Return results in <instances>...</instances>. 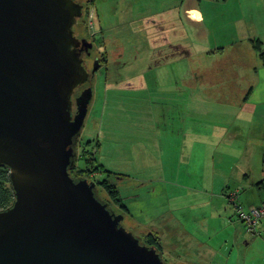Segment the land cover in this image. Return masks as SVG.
Segmentation results:
<instances>
[{"label":"rangeland","instance_id":"obj_1","mask_svg":"<svg viewBox=\"0 0 264 264\" xmlns=\"http://www.w3.org/2000/svg\"><path fill=\"white\" fill-rule=\"evenodd\" d=\"M181 1L183 0H176V15L172 10L170 14L160 18L156 13L168 7L169 3H174L172 0H93L91 6L94 7L95 13L92 10L88 17L91 27L97 28L91 55L105 51L106 62L104 63L107 67L105 68L102 63L91 77L92 97L77 138L78 147L76 148L81 151V144H85L87 149L94 153L97 163L111 172L110 181L122 190L123 195H127L124 191L134 193V190H137L141 197L136 202L131 199L129 203L135 207H143L144 215L137 213L135 219L140 223H146L147 218H154L156 222L152 225L153 227L162 226L163 220L160 213L164 211L187 218L204 213L207 216V221L204 223L211 226L217 223L216 219L209 217L211 209L217 207L220 201L218 195H222V192H218L222 186L219 182L221 178L217 173L221 169H215L214 175L211 160L203 162L187 160L182 152L189 147V140L183 148H178V143L174 148L172 147L173 139L164 138L171 133V135L175 134L178 140L180 131H170L171 123L177 126L182 122V118L191 115L201 118L202 125L205 121L209 125H239L237 115L228 110L230 108L228 105L211 97L202 101L195 92L200 84H193L191 88L188 83L183 82L185 80L179 81L180 77H185L189 69L199 71V74L205 77L204 85H209V88L219 85L225 89V92L233 91L240 98L248 87L251 86L253 89V86L261 83L256 76L259 73L256 74L254 71L264 67V65L260 67V60L256 59L254 49L249 43V39L258 38L264 50V0H195L205 16L202 24L206 30L205 33H197L199 25L185 17L183 7L180 5ZM179 18L185 27L184 30ZM73 31L77 36H86L82 20H77ZM163 33H169V40L172 43L163 42V40L167 42V37ZM218 48H223V52H218ZM206 49H211L213 52L207 53ZM179 56L185 58L171 62L174 57ZM159 63L164 65L160 66ZM91 65L88 62V69ZM219 68L226 76L224 80L233 81L210 84L218 80L211 74H215L213 70L218 71ZM106 69L109 71V80L105 86ZM218 78L220 81L219 76ZM146 79H152L153 82H146ZM142 80H145V83L141 82ZM262 87H264V81ZM239 91L241 92L238 93ZM189 92H193L192 99L188 98ZM228 94L234 97L232 93ZM234 100L237 101L238 98L235 97ZM165 102L167 104H164ZM170 102L174 103V109L169 111ZM201 104L207 107V113H200L195 109ZM178 109L180 114L175 116L174 113ZM155 121L160 123L161 128L153 132L152 122ZM196 123L199 125V122ZM202 132L208 134L211 129L208 131L202 129ZM183 136L185 134H182V138ZM207 138L209 140L210 137ZM244 140L245 137L239 140L242 146L246 145ZM88 142L89 145H86ZM217 145L210 151V159L213 153L217 154L224 150L231 153L238 149L236 144L228 145L221 140ZM158 152L159 163L156 159ZM165 154L176 155L175 161L171 164L166 163ZM147 156H150V162L147 165L150 171L145 177H149L150 180L147 181H152L151 179L153 181L145 183L148 186L140 190L136 188L135 180L131 179L133 181L131 183L125 177L121 178V175L129 171L128 160L133 164L136 158ZM217 165L214 160V166L217 167ZM135 175L132 174V176ZM91 177L94 181H98L104 176L101 173H95ZM96 187L97 196L102 200L107 199L103 189ZM152 187H155V190H152ZM243 188L232 187L226 192L225 204L230 212V219L236 223H240V220L227 195L230 191L237 189V200L245 203ZM121 190H119L120 195L123 197ZM171 192L177 195L170 200L167 194ZM242 206L244 210L247 209L244 204ZM170 208L177 209L171 211ZM113 209L119 213L116 207ZM154 211L158 213L156 216L151 215ZM127 215L129 213L125 212L122 223L133 234L140 237L142 233L151 229H147L149 224L144 226L146 228H138L137 221L131 227L125 219ZM204 223L189 221V224L184 225L189 231H195L205 227ZM168 234L171 237L172 234ZM236 237L241 238H233L235 244L229 238V243L224 246L223 252L218 250L220 256L217 257L216 262L219 263L222 260L228 261V264L235 262L264 264V257L259 250L245 245L244 235L238 233ZM175 239L178 240V238ZM199 239L213 246L215 244L216 249L221 247L219 246L221 238ZM162 240L168 241L169 238L166 240L162 238ZM177 243L175 242V245ZM182 247L183 257L189 255L188 259L193 261L192 258L196 255L194 249ZM165 250L164 254L162 252L163 260L167 264L173 263L171 259L174 256L169 254L173 253V247L167 245ZM167 250L172 252L168 253Z\"/></svg>","mask_w":264,"mask_h":264},{"label":"water","instance_id":"obj_2","mask_svg":"<svg viewBox=\"0 0 264 264\" xmlns=\"http://www.w3.org/2000/svg\"><path fill=\"white\" fill-rule=\"evenodd\" d=\"M81 14L75 0H0V165L14 195L0 210V264H167L94 180L70 176L91 98L82 90L72 116L88 78L78 45L91 47L73 31Z\"/></svg>","mask_w":264,"mask_h":264},{"label":"crops","instance_id":"obj_3","mask_svg":"<svg viewBox=\"0 0 264 264\" xmlns=\"http://www.w3.org/2000/svg\"><path fill=\"white\" fill-rule=\"evenodd\" d=\"M172 1L174 3H169L168 7H165L164 9L158 11L156 15L161 18L170 14L172 10L173 14L176 15L175 9L177 3L176 0ZM180 5L183 7V13L185 14V17L188 20H191L193 23L199 25V31H197V33H205L206 30L205 28H203L204 25L202 26L203 22L205 21V16L201 9L198 7L197 2L195 0H183L181 1ZM171 6L172 9H170ZM192 11H195L196 18H193L191 16ZM179 20L181 23L182 20L180 18ZM165 25L170 27L166 23ZM181 26L184 30L185 27L182 23ZM163 34L167 37V42L165 40H163V42L172 43L169 40V33ZM239 41L242 40L239 39ZM209 51L212 52L211 49H206V52ZM222 52L223 51L221 50V53ZM253 52H255L256 59H259L257 52L255 50ZM183 58L185 57H174L171 62L178 61ZM158 65L162 66L164 64L159 63ZM261 65L262 64H260V67ZM233 67L235 68V66ZM213 71H215V74L213 73L211 74V76L216 77L218 80H214L210 84L228 83L233 81L229 79L224 80V78L226 77L224 74H220L219 71L216 70ZM186 73L191 74H186L185 77H180L179 81L185 80L183 82L188 83L191 88H193V84H200L199 88L195 92L197 95H199L202 101L207 100L208 97L214 98V100L219 101L222 104L228 105V107H230L228 110L235 113L237 115V119L240 120H238L239 125L237 126H230L225 124L209 125L207 121H205L204 125H202L201 122L203 120L201 118L192 117L190 115L188 117L182 118V122L179 125L175 126L172 123L170 125V131H180L178 140L177 136L175 134L171 135V133L164 137L168 140L173 139L172 147L174 148H176L177 143L178 148H183L189 140V147L183 149L182 152V154L186 156L187 160L191 161L192 159H194L195 161L199 160L200 162L211 160L213 171L212 173L214 175L216 173L215 169H221L220 172L217 173H219V176L221 178L219 182L222 186L219 188L218 192H222V195H218L220 201L217 203V207L211 209V214L209 216L213 219H216L217 223L212 224L211 226L209 224L206 225L204 222L207 221V216L204 213H202L201 215H194L192 216V218H187L172 212L167 213L164 210V212L160 213V216L163 220L162 226L153 227L152 225L156 222L154 221V218H147L148 221L146 223H140L135 219V217L137 216V213H142L143 207L132 206L130 205L129 201L133 199V201L136 202L141 196L139 195V193H137V190H134V193L124 191V193H126L127 195H123L122 190L118 189L121 190V194L123 196L122 198L125 200H123V203L127 207L129 213V215L125 216V219L128 221V224L131 227L134 226L136 221L138 223V228H146L144 226L149 224L150 226L147 229L151 228L150 230L156 232L160 238L162 252L166 251L165 248L167 245L172 246L173 253H169L172 251L167 250L171 256H174L171 259L173 260V263L170 262V264H228V261L221 260L219 263L216 262L217 257L220 256L218 250L220 249V252H223L224 246L229 243V238H231L233 244H235V240L233 238H241L236 237V235L238 236V233L244 235V238H246L245 245L247 247L249 246L254 247V249H258L262 257H264V220L259 222L258 227L254 232H248L246 230L245 224L240 219V223H236L235 221L230 219V212L227 210V206L225 204V194L227 190L232 189V187L237 188L238 186L244 187L243 200L245 203H242L240 201L239 203L241 205L244 204L248 207L251 205H258L259 203L264 201V181H262V183H259L261 180L264 179V87H262V83L264 81V67H261L259 71H254V73L256 74L259 73L256 76L258 78V82L261 83H258L253 86V89L246 98H244V93L246 90L240 95L239 98L238 94H234L235 92H225V89L221 88L219 85H217L215 88H209V85H204L203 81L205 77H203L202 74H199V71L195 72L189 69ZM218 76L220 77V81ZM108 80L109 78H107L106 82L104 80L105 86ZM147 81L153 82L152 79H146V82ZM141 82L145 83V80H142ZM240 92L241 91H239L238 93ZM228 93H232L234 97H232ZM187 94L188 98H193V92H189ZM235 97L238 98L237 101L234 100ZM164 104L167 103L165 102ZM168 105L169 111L174 109L173 102H170ZM189 105L192 106V104ZM170 107L172 108L170 109ZM195 109L199 110L200 113H207V107L203 106L202 104L201 106H196ZM179 112L180 110L178 109L174 113V115L176 116L180 114ZM196 122H199V125H197ZM152 127L153 132L156 131L159 127L161 128L160 123L158 121L152 122ZM202 129L206 131L211 129V132H208V134H203ZM182 134H185L183 138ZM208 136L210 137L209 140L207 138ZM242 137H245L244 143L246 145L244 146H242L239 142ZM220 140L224 143L227 142L228 145L232 143L236 144L238 149L236 151L234 150L231 153L226 150L221 151L220 153L217 152V154L213 153L211 154L210 159V151L214 150L215 146L218 144V142H220ZM157 154L156 159L159 163V152ZM164 158L166 160V163L169 162L171 164L175 161L176 155L165 154ZM214 160L218 164L217 167L214 166ZM128 161L130 165L128 168L129 171L126 172V174L121 175V178L125 177L131 183H133V181L135 180L134 183H136V188L138 187V189L140 190L145 186H148L145 185V183H150L153 181V179H151L152 181H147L150 179L149 177H145L148 176L147 173L150 171L147 166L150 162V156L141 157L138 159L136 158V160H133V164L132 161ZM170 164L169 167L171 166ZM132 174H136L137 176H132ZM157 178L160 180L159 177ZM131 179H133V181H131ZM258 183L260 185H258ZM152 190H155V187H152ZM167 195H169L168 198L171 200L172 197L176 196L177 194L171 192ZM174 209L177 208H170L171 211H173ZM157 214L158 213L154 211L151 215L156 216ZM142 215L144 214L142 213ZM157 218L159 219V216ZM189 221H192L193 223L202 221L204 223L203 226L205 227H203L201 230L189 231L188 228L184 225L189 224ZM168 233L172 234L171 237ZM205 237L221 238L219 240V246L221 245V247H217L216 249L214 243L213 246L212 244H208L199 239ZM162 238H164L165 240L166 238H169V240L163 241ZM175 238H178V240ZM172 241L178 243L175 245V242ZM182 246H187L189 250H191V248L194 249L196 255L193 256V261L191 259H188L189 255H185V257H183ZM175 257H177L178 259ZM233 264H239V262H235ZM245 264H251V262H245Z\"/></svg>","mask_w":264,"mask_h":264},{"label":"trees","instance_id":"obj_4","mask_svg":"<svg viewBox=\"0 0 264 264\" xmlns=\"http://www.w3.org/2000/svg\"><path fill=\"white\" fill-rule=\"evenodd\" d=\"M92 1L93 0H85L84 2L86 3H84L83 0H78V2L82 6V14L78 19L82 20L83 25L86 30V36L89 39H92L91 36L93 35L95 37V34H96L95 32L97 31V28L91 27V24L88 18L91 15L90 12L92 10L94 11V7L91 6ZM92 32L93 34H91ZM249 43L251 44V47L257 52V55H258V58L261 64L264 65V50L261 47L262 46L261 40H259L258 38L249 39ZM221 50L223 51V48H218V52H221ZM101 54H102V57L104 58L103 61L106 62L105 51L101 52ZM221 70H222L221 68L218 69L219 72ZM106 72L107 73L105 74L106 76H108L109 72L108 71ZM222 73L223 72L221 71L220 74ZM220 84H224V83H220ZM251 90H252L251 86L248 87V89L244 93V96H245L244 98H246L250 94ZM76 143L78 142L76 141ZM87 144L89 145V142L86 143V145ZM76 147L78 146L75 144L74 146V149L76 151V158L74 159L75 166L69 169L70 176L74 180H78L82 178H87L88 180H94L91 177V175L95 173H101L104 177L102 179H99L98 181H95L96 184L93 189L94 195L96 196L97 199H99L96 194V186H99L100 188H102L107 196L106 197L107 199L103 200L102 202H106L107 207L113 210L114 212L116 211L113 209V207H116L118 209V212L121 213L124 217L125 212H128V210L122 201V197L120 195V192L117 186L113 182H111L109 179L111 172L105 169L101 164L97 163L94 153H91L87 149L85 144H81V147H82L81 151H78ZM78 160H79V163H78ZM262 181H264V179L261 180L259 183H262ZM259 183L258 185H260ZM13 201H14V195H13V190H12V186H11L10 179H9V169L6 165H0V210L11 206ZM137 238L139 239L140 243L155 247L156 250L162 255V250H161L162 245L160 242V238L156 232H153L152 230H150V231H147L146 233H142L140 237L137 236Z\"/></svg>","mask_w":264,"mask_h":264},{"label":"flooded vegetation","instance_id":"obj_5","mask_svg":"<svg viewBox=\"0 0 264 264\" xmlns=\"http://www.w3.org/2000/svg\"><path fill=\"white\" fill-rule=\"evenodd\" d=\"M75 1L78 2V0H75ZM78 3H79V2H78ZM91 34H93V32H92ZM76 36H77V35H76ZM77 37H78L79 39L84 38V39H86L87 41H89V42L91 43V47H89L88 50H85L84 47H82L81 44L78 45V49L81 48V49H80V50H81L80 56H81L82 59H83V64H84L86 70L88 71V78H87V80H86L84 83L80 84L79 86H77V87L74 89V92H73V94H72V96H71V100H72L71 114H72V116H74L75 113L77 112L76 99L79 97V95H80V93L82 92V90H84L85 88H90V89H91V87H92V83H91V81H90V80H91V77L94 76V73L96 72V70H97V69L101 66V64L104 62V61H103L104 58L102 57L101 52H99V54H96V55H94V56L91 55V54H92V48L94 47V46H93V41L95 40L94 35L91 36L92 39H89L87 36H77ZM93 38H94V40H93ZM82 48H83V50H82ZM88 62H89L90 64H92L91 67H90L89 69H88ZM103 65L105 66V68L107 67L105 63H103ZM94 66H96V67H95L96 69H94V71H92ZM106 71H108V70L106 69V70H105V73H107ZM108 72H109V71H108ZM106 77H108V76H105V79H104V80L107 79ZM91 97H92V95H91ZM90 99H91V98H90ZM89 101H90V100H89ZM88 104H89V103H88ZM76 145H77V143H76Z\"/></svg>","mask_w":264,"mask_h":264},{"label":"built area","instance_id":"obj_6","mask_svg":"<svg viewBox=\"0 0 264 264\" xmlns=\"http://www.w3.org/2000/svg\"><path fill=\"white\" fill-rule=\"evenodd\" d=\"M237 197V189L228 193V198L233 205L235 214L245 224L248 232H254L259 222L264 220V201L258 205L248 206L247 209L244 210L243 206L237 200Z\"/></svg>","mask_w":264,"mask_h":264},{"label":"bare ground","instance_id":"obj_7","mask_svg":"<svg viewBox=\"0 0 264 264\" xmlns=\"http://www.w3.org/2000/svg\"><path fill=\"white\" fill-rule=\"evenodd\" d=\"M191 16L193 17V18H196V13H195V11H192L191 12ZM91 90V89H90ZM91 95H92V90H91Z\"/></svg>","mask_w":264,"mask_h":264}]
</instances>
